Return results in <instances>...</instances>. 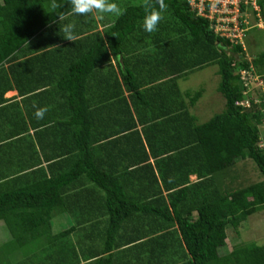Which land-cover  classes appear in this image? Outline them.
<instances>
[{"label":"trees","instance_id":"1","mask_svg":"<svg viewBox=\"0 0 264 264\" xmlns=\"http://www.w3.org/2000/svg\"><path fill=\"white\" fill-rule=\"evenodd\" d=\"M137 1L126 0L121 6L114 0L123 14L104 29L91 49L77 44L76 52L64 54L62 65L57 64L61 73L57 88L63 91L59 99L66 111L57 113L55 137L49 138L46 129L36 133L42 160L35 154L34 162H20L16 168L11 159L9 166L7 160H0V220L10 234V240L0 246V264H81L80 260L84 264H264V245L254 242H239L231 250L219 252L225 245L227 227L237 230L249 215L264 209V139L260 133L264 122V50L248 59L241 44L216 35L209 29V21L190 10L185 0H165L167 9L158 30L147 33L142 27L143 0ZM51 2L0 0V75L5 78L0 79V104L3 93L13 86L1 65L14 58L18 50L28 49L26 43L34 37L38 46L45 40L59 41L58 12L66 14L63 23H71L68 0H56L61 7L55 10ZM259 3L264 22V0ZM53 20L57 22L51 23ZM53 50L44 51L40 61L45 63V55L53 54ZM109 53L121 56V84L130 92L126 98L119 87L117 99L107 106L108 110L117 108L114 115L91 106L84 89L92 67L108 61ZM211 65L217 67V92L224 99V107L198 123L188 107L202 90L183 93L177 79ZM17 66H10L9 71L22 93ZM241 70L257 75L261 85L245 84ZM106 76L95 75L92 82L104 83L110 89L112 83L107 84ZM165 90L170 93L165 94ZM160 101L162 109L157 110L153 105ZM131 108L136 123L149 124L142 130L150 154L155 158L162 155L155 159V167L169 206L160 196L162 187L140 133L134 129ZM97 113L103 115L98 121ZM99 125L114 129L101 134L96 140L103 144L94 148L91 136ZM127 130L136 133L144 150L133 161L139 167L130 171L127 164L112 170L109 166H116V162L106 164L99 149L115 143L113 136ZM151 135L156 142L151 141ZM62 156H67L66 160L56 159ZM244 159L252 160L263 178L232 188L228 172ZM64 161L72 162L67 170L62 166L67 163ZM134 171L148 172L142 177L134 176ZM189 174H196L197 181L188 183ZM78 177L104 192L101 213L53 233L51 217L60 209L67 210V191ZM134 179L149 183L141 198L134 191L124 190L125 184L120 183L135 185ZM154 182L157 190L150 192L151 197L159 194L146 201L143 197L149 195ZM80 229L92 230L94 237L85 241L82 234L73 240L72 233ZM85 243L83 248L89 252L81 248Z\"/></svg>","mask_w":264,"mask_h":264},{"label":"crops","instance_id":"2","mask_svg":"<svg viewBox=\"0 0 264 264\" xmlns=\"http://www.w3.org/2000/svg\"><path fill=\"white\" fill-rule=\"evenodd\" d=\"M71 16H73L71 23L74 24L75 27L80 26L74 29V34L76 35L75 42L64 40L63 37L61 36L62 33H60L59 36L62 38H58L59 41L50 43L48 40H45L42 44V46L45 45V47H42L40 43L39 46L37 45L38 41L37 40L34 41L35 38L34 37L28 40V42L26 43L28 45V49L18 50L14 58L5 61L1 65L2 69L6 73V76L9 78V80L13 85L12 88L6 90L3 93L2 97L4 98V102H1L0 104V154H1L0 160L3 159V162L7 160L6 162L8 163V166H9V161H8L9 159L12 160L14 167L16 165L20 166V162H24V161L25 162L27 161L28 163L34 162V160L37 158L36 155H38L39 158L41 159V147L39 141L40 138L36 135V133L39 132L40 130L46 129L48 134L50 135L49 138L55 137L57 135L55 130L56 129L55 126L57 124V113H60L61 111H63V109L64 112L66 111V106L65 107L62 106L60 103L62 100L59 99L63 95L62 94L63 91H60L62 89L59 90L57 88V79L59 76H61V73L59 72L60 67L57 66L62 65L61 61H63L64 54H72V52L73 53L76 52L77 44H80L86 50L87 49L89 50V48L91 49V47L94 45V40L99 35H102L104 29L109 25H111L117 17L115 15H104L101 18L95 13L88 17L74 16V15ZM55 31H50V32H55ZM81 39H84L83 43L81 42L78 43L77 40H81ZM26 44H24V46H27ZM52 49H55L53 50V54L51 53L50 55V53H47L45 55L46 59L44 60L43 58L45 63L41 62L40 61L42 59L41 55L44 54V51L50 52L49 50ZM126 55L128 56V54ZM37 57H39V59ZM58 58H61L60 63L58 62ZM121 60H122L121 56L114 57L111 53H109V60L104 62L102 61L101 64H97L94 68L92 67V70L90 71V75L86 78L87 81H85L84 83L85 93L86 96L89 97L90 99L91 106L97 109L104 108L102 112L106 114L111 113V115H114L116 112H118L116 107L115 108L111 107V110H108L107 106H109L111 102L117 99L116 96L119 95V87L121 88L123 95L126 98L130 95V92H128L121 84V77L118 66L119 61L121 62ZM53 62H57V63H53ZM15 64H18V66L16 67V75L17 78H19L20 84L22 85L21 88L24 89L22 93L19 92L20 90L13 83L12 80L13 76L9 71V67L10 66L14 67ZM98 74L108 75L105 78L109 77L107 79V84L110 85L112 83L111 85L112 87L110 89H106L104 83H102V85L99 84L96 85L94 82H92L95 75ZM3 78L4 75L1 74L0 79L2 80ZM181 79L183 78L177 79L178 86H179V80ZM180 91L185 93L181 88ZM168 92H169L168 90L164 91L165 94ZM164 93H161V95ZM201 96L202 95H200L199 98L196 99L195 102L192 105H189L188 107L189 112L196 118L198 123L206 121L211 116L210 114L207 119L200 121V118L198 117L201 116L198 115V108H201L202 105H204L205 108L203 109L209 110V108H211L214 105L213 103L214 101L211 100L210 102V97L208 100L205 99L201 101L200 100ZM176 102L178 104L179 99H177ZM33 105L40 108L46 107L48 109L43 119L38 120L35 117L34 113L36 111V107H33ZM162 105H163L162 101H160L154 103L153 106L157 110H161ZM131 112L136 123V115L132 108H131ZM146 112L149 113V110H147ZM98 115L101 114L97 113V121L99 118L103 117V115H101V117ZM58 117L60 119L64 118V116L61 114H59ZM143 126L148 127L149 126L148 122L144 123V125L140 123H136L134 129H136L140 133V139H142V142L145 145L148 153V161L154 167V173L158 179V185L161 186L159 173L155 167L156 166L155 159H161L160 157L162 155L156 156L157 158H155V156L150 154L146 140L144 139V134L142 130L144 129ZM112 129H114V126L112 128H109L99 125L98 128L94 130V133L91 136L90 145L94 148L99 147V145L103 143L99 142L96 139L106 130H112ZM129 132L130 131L127 130L126 132L119 134L118 136H113L117 140L115 141V143H111L110 145L99 149L100 150L98 152L99 156L104 160H107L106 164L108 162L111 164L116 162V166L113 165L109 166L110 169L112 170L113 168H117V167L121 169L122 165L125 166L127 164L129 165L127 170L130 171H133L135 167L136 168L134 170H136L139 167V166H135L133 164V161H135L137 157H141L144 153V150L142 149L140 142L138 141L136 133L131 134ZM125 135H128V137L124 138ZM68 136H70V134H68ZM150 137L152 142H156V140L153 138L152 135ZM165 141L167 142V140ZM159 142H163V141L160 140ZM170 153H174V152H170ZM66 157L62 156V158L59 157L56 159L62 160L65 159ZM64 162L67 163H65L62 166L65 168V170L69 169L71 167L72 162L71 161L69 162L64 161ZM45 164L46 162L43 159L42 165L44 166ZM58 172H63V171H58ZM112 172H115L116 174L121 173V171H112ZM134 172H135L134 176L141 174V176L143 177V173H146L147 175L148 171H142V173L141 171H134ZM123 177L124 179H126V175H123ZM188 179H189L188 183H193L197 181V176L196 174H189ZM135 181H136L135 185L131 182L128 183L121 181L120 183L125 184L123 188L124 190H129V192L134 191L137 194V197L141 198L142 193L146 192L145 187L148 186L149 183H146V180H142V181L135 180ZM72 185L73 186L67 191L68 192L66 198L67 210L64 211L60 209L59 211H56L51 217L50 223H51V230L53 233H57L59 231L71 227L77 222H81L84 217L93 216L94 214L99 215L101 213L102 207L100 203H104L103 202L104 192L102 190L96 187V185L86 182L85 179H82L81 177L73 179ZM150 187L151 189L149 190V195L147 197H143V199L146 201H151L153 199H156L157 198L156 195L159 194L157 193L156 195L151 197L153 194H151L150 192H156L157 186L154 182ZM161 189L162 191L160 193V196H163L166 200V204H168L167 191H165L163 187ZM141 221L145 223L146 221L145 217L144 218L142 217ZM141 227L144 228V226ZM91 232L93 231L90 230L88 232V230L86 231L84 229L74 231L72 233L73 240L80 237V235L85 234V236L84 235L82 236L86 241V239H88L89 237L92 238L93 234ZM85 245L86 243L84 244V246L81 244V248L83 249V251L86 250V248H83L85 247ZM76 249L79 250L80 248H76ZM86 251L89 252L88 249ZM80 261L81 264L85 263L83 260Z\"/></svg>","mask_w":264,"mask_h":264},{"label":"rangeland","instance_id":"3","mask_svg":"<svg viewBox=\"0 0 264 264\" xmlns=\"http://www.w3.org/2000/svg\"><path fill=\"white\" fill-rule=\"evenodd\" d=\"M140 1V0H139ZM137 1L136 3H139ZM126 0H119V4L123 6ZM134 3V2H133ZM253 22V21H252ZM243 49L245 56L250 59L252 56L264 50V27L263 29H250L243 37ZM216 66L211 65L200 70H195L189 73L185 78L179 80V87L184 92L193 93L196 90H202L201 101L209 99L214 101V105L207 109L204 105L198 108V115L200 121L205 120L217 112H220L224 107V99L217 93V85L219 76L216 75ZM253 85L259 87L255 82ZM264 90V86H263ZM253 94V93H252ZM257 93H255L256 95ZM264 95V93L262 92ZM260 133L264 139V122L260 126ZM229 176L231 177L232 188L237 186L246 185L263 178V175L258 170L256 164L250 159L239 160L230 170ZM228 181V179H227ZM229 182V181H228ZM238 230V232H237ZM233 229L231 226L227 227L226 240L224 248L219 249V252L231 250L236 243L239 242H254L259 245H264V209L249 215L238 227ZM9 231L3 221L0 220V246L8 242L10 239Z\"/></svg>","mask_w":264,"mask_h":264},{"label":"built area","instance_id":"4","mask_svg":"<svg viewBox=\"0 0 264 264\" xmlns=\"http://www.w3.org/2000/svg\"><path fill=\"white\" fill-rule=\"evenodd\" d=\"M190 10L206 18L216 35L243 45V37L252 27L263 28L262 6L259 0H185ZM253 21V22H252ZM245 84L261 81L251 71H240Z\"/></svg>","mask_w":264,"mask_h":264},{"label":"clouds","instance_id":"5","mask_svg":"<svg viewBox=\"0 0 264 264\" xmlns=\"http://www.w3.org/2000/svg\"><path fill=\"white\" fill-rule=\"evenodd\" d=\"M68 2L71 7L67 15L88 17L95 13L102 18L104 15L120 16L123 14L121 7L113 2V0H68ZM50 6L53 10L61 7L56 0H52ZM142 7L145 13L142 23L143 30L147 33L156 32L163 19L162 13L167 9L165 0H143ZM65 20L66 14L64 12H58L59 34L62 33L61 36L64 40L75 42V25L72 23H63ZM56 22V20H53L51 23ZM51 23L49 26H51ZM33 107L36 106L33 105ZM47 111L48 109L46 107H36L34 115L38 120L43 119Z\"/></svg>","mask_w":264,"mask_h":264}]
</instances>
